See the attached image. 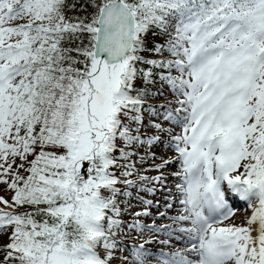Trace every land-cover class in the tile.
<instances>
[{"label": "snow or ice", "instance_id": "6c2138e0", "mask_svg": "<svg viewBox=\"0 0 264 264\" xmlns=\"http://www.w3.org/2000/svg\"><path fill=\"white\" fill-rule=\"evenodd\" d=\"M0 186V264H264V0H0Z\"/></svg>", "mask_w": 264, "mask_h": 264}, {"label": "rangeland", "instance_id": "374dc122", "mask_svg": "<svg viewBox=\"0 0 264 264\" xmlns=\"http://www.w3.org/2000/svg\"><path fill=\"white\" fill-rule=\"evenodd\" d=\"M164 95H165L168 99H172V96H171L170 91H169V89L167 88V86H165V88H164ZM154 103H156V104H157V103H164V101H162L160 98H158V99H156V101H155ZM176 131L179 132V128H177ZM165 139H166V137H165ZM141 151H143V150H141ZM152 151L156 152L157 157H159V156H161V155H168V154H170V151H169L166 147H162V148H161V147L153 148ZM171 155H173V153H172ZM148 161L151 162L150 160H148ZM148 161H147V163L144 164V168H148L149 165L151 164V163H149ZM158 162H159V161L157 160V163H158ZM174 170H176V169H174ZM146 174H147V175H150V173H148V172H147ZM152 175H156V174L154 173V174H152ZM141 195H145V194L141 193ZM0 196H5V197H7V198H10L11 193L5 191L4 188H3V186H0ZM166 196H167V195H166ZM145 198H146V199H151V200L153 199L154 202H159V204H161V203L166 204V200L168 199V197H165V199H163V198H161L160 196H158L157 198H153V196H150V195H145ZM132 204H133V207L130 209L131 212L141 211L142 208H143V206L140 205L139 202L136 201V200H133V201H132ZM157 215H158V214H157ZM244 217H245V215H244ZM244 217H241L240 219H239V218H238V219L236 218V222H237V223H240ZM126 219H127L129 222H131V220H132L131 216L126 217ZM140 219H141V218H140ZM141 220H142V222L145 223V224H151V223H152L151 220H148V219H146L145 217H143V219H141ZM161 224H165V223H161ZM145 238H147V234H146L144 237H141V236L139 235V233H137V232H131L130 235H129L127 238L123 239V243H124V245H127V246H128V251H126V252L124 253V255H127V256H130V257H131L130 253H131V251H132V246H133V245H138V244H140V243H143ZM0 239H1V243H0V244H3V243L6 242V239H7V238H6V237H3V236H0ZM155 239L157 240V237H156ZM155 239H153V241H154ZM157 248H158V249H155V250H156V252H158V253H159L160 251H164V249L161 248V247H157ZM131 258H132V257H131Z\"/></svg>", "mask_w": 264, "mask_h": 264}, {"label": "bare ground", "instance_id": "6f19581e", "mask_svg": "<svg viewBox=\"0 0 264 264\" xmlns=\"http://www.w3.org/2000/svg\"><path fill=\"white\" fill-rule=\"evenodd\" d=\"M171 154H172V152H170V154H168V155L170 156ZM149 163H151V162H149ZM176 167H177V165L170 166L167 169V172L175 171L174 169H176ZM148 173L152 174L154 172H148ZM167 184H168L169 187H172V185L174 184V179L171 176H169ZM173 191H174V189H173ZM166 195H167L166 192H159L158 191L155 194V196H153V198H157L158 196H160L161 198L165 199V197H167ZM160 205H161V207H160L159 210H157L155 207H153L151 209L152 217H145V218L148 219V220H151L153 222V218L157 216L158 211H160V212L167 211L168 215H176L178 213V211H179V204L178 203L171 210H167L165 208V204L164 203H161ZM244 215H246L245 208L241 204L239 206V211L237 212L236 218L240 219L241 217H244ZM155 222L158 225L161 224V223H165V224L166 223H171V221L166 220V219H156ZM156 237H157V240L155 239L151 243L145 245V247L147 249H149V251L154 254L153 256H150L148 258L147 264H157V261L155 259V255L158 254V252H156V250H155V249H158L157 247L163 248L165 252L175 251L177 248H181L182 249V248L188 247V245L186 243H184L182 241L175 240V239L170 241V243L168 245H164V244H161L159 241L163 240V239H167V237L164 236L163 234H157ZM0 243H1V239H0ZM128 257H129V260L132 261V258L130 256H128Z\"/></svg>", "mask_w": 264, "mask_h": 264}]
</instances>
